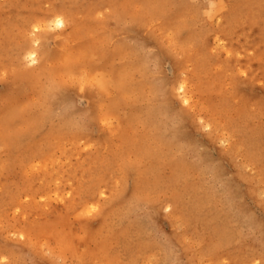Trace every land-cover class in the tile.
I'll use <instances>...</instances> for the list:
<instances>
[{
    "label": "rangeland",
    "instance_id": "rangeland-1",
    "mask_svg": "<svg viewBox=\"0 0 264 264\" xmlns=\"http://www.w3.org/2000/svg\"><path fill=\"white\" fill-rule=\"evenodd\" d=\"M79 263L264 264V0H0V264Z\"/></svg>",
    "mask_w": 264,
    "mask_h": 264
},
{
    "label": "bare ground",
    "instance_id": "bare-ground-1",
    "mask_svg": "<svg viewBox=\"0 0 264 264\" xmlns=\"http://www.w3.org/2000/svg\"><path fill=\"white\" fill-rule=\"evenodd\" d=\"M154 5V4H153ZM160 5V4H159ZM153 7V6H152ZM162 9V8H161ZM155 10V9H154ZM159 10V9H158ZM157 14V13H156ZM31 20V19H30ZM54 21V20H53ZM31 22V21H30ZM56 23H57V25H61V23H63L61 20H59V19H57L56 20ZM23 24V23H22ZM26 24V23H25ZM33 58H35V55H31ZM106 57V56H105ZM32 58V59H33ZM36 73V72H35ZM182 87V86H181ZM184 87V86H183ZM165 115V114H164ZM127 168V167H126ZM136 169V168H135ZM133 171V170H132ZM153 184H155V183H153ZM119 197V196H118ZM61 214V213H60ZM56 216V215H55ZM56 220H58V219H56ZM55 221V220H54ZM49 223V222H48ZM58 223V222H57ZM85 226V225H84ZM99 226V225H98ZM92 227V226H91ZM51 228V227H50ZM89 228V227H88ZM85 229V228H84ZM87 229V228H86ZM91 230V229H90ZM65 231V230H64ZM121 231V230H120ZM87 232V231H86ZM84 233H85V231H84ZM90 233V232H89ZM88 233V234H89ZM83 234V233H82ZM93 234V233H92ZM83 236V235H82ZM93 237V236H92ZM76 238V237H75ZM78 238V237H77ZM108 239V238H107ZM80 241V240H79ZM108 241H110V240H108ZM108 242H107V240L105 239L104 241H102L101 242V244H99L98 246H100V248L98 247V250H99V252L101 251L102 252V250H104L106 247H107V244ZM104 252V251H103ZM92 255H93V253H91ZM90 254V255H91ZM86 255V254H85ZM98 255V254H97ZM85 257V256H84ZM90 258V257H89ZM89 263V262H88ZM80 264V263H79Z\"/></svg>",
    "mask_w": 264,
    "mask_h": 264
}]
</instances>
